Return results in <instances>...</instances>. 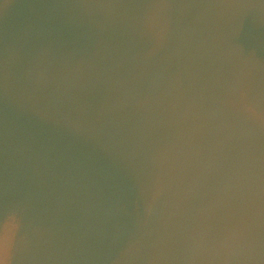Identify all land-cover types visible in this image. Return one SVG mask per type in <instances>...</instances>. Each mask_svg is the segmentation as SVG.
I'll return each instance as SVG.
<instances>
[{
	"label": "water",
	"instance_id": "obj_1",
	"mask_svg": "<svg viewBox=\"0 0 264 264\" xmlns=\"http://www.w3.org/2000/svg\"><path fill=\"white\" fill-rule=\"evenodd\" d=\"M0 264H264V0H0Z\"/></svg>",
	"mask_w": 264,
	"mask_h": 264
}]
</instances>
